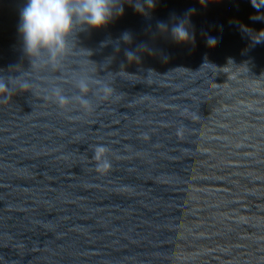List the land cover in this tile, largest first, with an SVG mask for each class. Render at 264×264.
I'll use <instances>...</instances> for the list:
<instances>
[{
    "label": "water",
    "instance_id": "1",
    "mask_svg": "<svg viewBox=\"0 0 264 264\" xmlns=\"http://www.w3.org/2000/svg\"><path fill=\"white\" fill-rule=\"evenodd\" d=\"M26 2L0 0L6 78L31 72ZM120 3L31 91L0 93V264H264V0ZM178 19L193 41L157 28ZM85 73L113 93L93 87L91 109L45 98Z\"/></svg>",
    "mask_w": 264,
    "mask_h": 264
},
{
    "label": "clouds",
    "instance_id": "2",
    "mask_svg": "<svg viewBox=\"0 0 264 264\" xmlns=\"http://www.w3.org/2000/svg\"><path fill=\"white\" fill-rule=\"evenodd\" d=\"M126 2L132 4L139 14L145 16L155 8V0H126ZM123 12L124 8L120 0H27L20 12L18 31L23 41L24 52L31 62V72L22 73L15 78L0 76V93L7 92L10 97L13 91H31L33 88V82L29 78L31 73L48 68L58 70L65 57L75 47L77 31L104 28L115 17L122 16ZM157 28L161 32H170L172 40L177 44L194 40L187 19H178L170 28L167 23L158 21ZM120 41L130 44L132 34L127 31L121 34L115 42L116 51H119ZM207 43L210 47L214 46L216 38L208 37ZM139 51L151 53L152 50L147 44L141 43L137 45V50L125 49L124 55L129 62H138ZM147 72L149 75L154 73L152 69H147ZM73 81L77 90L74 95L68 96L62 87L51 84L46 90L48 94L45 98L52 99L61 107L78 103L91 109L94 97L89 93L93 87H95V95L102 94V98H108L114 91L106 79H96L86 73L76 74ZM9 84L11 87H8ZM96 150L105 151L103 146H99ZM102 166L107 167L108 161L105 160Z\"/></svg>",
    "mask_w": 264,
    "mask_h": 264
}]
</instances>
